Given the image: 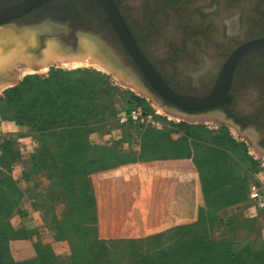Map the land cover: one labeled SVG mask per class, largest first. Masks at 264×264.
Returning <instances> with one entry per match:
<instances>
[{"label": "rangeland", "instance_id": "obj_1", "mask_svg": "<svg viewBox=\"0 0 264 264\" xmlns=\"http://www.w3.org/2000/svg\"><path fill=\"white\" fill-rule=\"evenodd\" d=\"M44 28L19 29L44 31ZM47 41L44 40L42 45ZM91 65L54 63L43 71L30 73L24 72L26 65H19L16 80L0 91V110L4 105L1 101L8 100V90L32 83L34 79L51 80L55 74L62 76L63 86H69L77 78H88L85 74L65 75L78 71L95 72L107 79L114 91H110L113 100L106 103L110 111H114L112 117L115 118H109V111L107 128L90 136L93 144L108 149L109 161L113 163L92 176L98 205L99 238L127 241L124 246L133 245L126 250L127 254L137 252L142 255L141 264H169L171 257L156 246L164 244L168 236L182 226L196 222L200 212L206 215L213 212L223 221V231L236 252L259 250L264 244V208L252 201L250 192L253 187L264 191V153L253 140L221 122L223 119L217 114L187 117L181 111L161 105L123 70L127 75L121 79ZM53 85L57 84L53 82ZM131 101L136 102V109L144 113V122L121 123L120 117L128 113ZM1 121L0 114V124ZM19 128L18 133L0 130L8 143L6 157H1L0 151V168L11 169L13 176L20 170L29 172L31 164L24 161H29L38 146L37 133L29 128ZM11 148L20 157L14 163L9 160ZM132 157L137 159L131 161ZM123 161L128 163L123 165ZM32 198L38 202L37 213L29 214L26 211H31V207L22 204L26 216L19 214L12 220L13 228L28 230L30 238L8 241L3 245V251L13 263L25 264L38 258L41 247L51 255H47L49 258L56 260L54 264H70L72 238L61 239L57 232L67 207L66 200L59 199L55 185L39 175L24 200L33 201ZM206 203L221 207L207 210ZM45 211L49 212L47 216H44ZM180 216L194 220L184 222L177 218ZM122 255L123 252L115 257L120 260Z\"/></svg>", "mask_w": 264, "mask_h": 264}, {"label": "trees", "instance_id": "obj_2", "mask_svg": "<svg viewBox=\"0 0 264 264\" xmlns=\"http://www.w3.org/2000/svg\"><path fill=\"white\" fill-rule=\"evenodd\" d=\"M81 74L89 76L86 79L77 78L69 86H63L62 76L54 74V79H34L31 80L32 83L27 82L8 90V100L1 101L4 105L0 114L3 121L14 122L21 128H29L37 133L38 146L35 153L29 156V161H24L25 164H31L29 172L24 170L22 174L32 182L37 180L38 175L50 180L55 185L58 198L66 200L67 207L58 223L57 232L61 239L67 236L72 238L69 263L141 264L142 255H137V252L127 254L126 250L133 246H124L125 243L128 244L127 241H104L99 238L98 205L92 176L103 172L113 163L109 161L108 149L93 144L90 136L107 128V115L111 109L106 102L113 100L110 91L114 89L104 76L95 72L78 71L65 75ZM53 82L57 84L55 87ZM43 85L49 87L44 88ZM128 105V110L137 108L134 101ZM109 114L110 119L115 118L112 117L114 111ZM6 146L8 143L3 140L0 146L1 157L7 155ZM11 150L12 148L9 152ZM19 159V155L11 151V163ZM131 159L134 161L137 157ZM126 163L128 161H123L122 164ZM0 169V264H15L7 252L3 251V245L8 241L30 238L28 230L16 231L12 220L19 214L26 216L21 206L32 188L25 194L12 170L2 166ZM202 178L207 181L206 177ZM36 184L38 185L37 182ZM35 199L33 201L38 206ZM214 208L212 204L206 203L207 210ZM48 214V211L44 212V216ZM223 226V221L215 213L206 215L200 212L196 222L182 226L156 248L171 257L169 264H264V244L259 250L243 249L236 252L227 240ZM151 241L152 239L148 244ZM121 252L124 255L119 260L115 256ZM47 255L50 254L40 247L38 258L25 264H54L56 260ZM113 257L115 260H112Z\"/></svg>", "mask_w": 264, "mask_h": 264}, {"label": "flooded vegetation", "instance_id": "obj_3", "mask_svg": "<svg viewBox=\"0 0 264 264\" xmlns=\"http://www.w3.org/2000/svg\"><path fill=\"white\" fill-rule=\"evenodd\" d=\"M24 1L0 0V10ZM113 2L143 54L173 90L207 96L229 75L228 93L217 106L181 112L187 117L217 114L221 122L249 136L264 153V48L241 55L242 46L264 39V0ZM11 26L49 28L68 42L84 34L116 52L122 65L145 82L138 66L118 46L109 18L95 0L55 1L32 10ZM118 47L122 53L117 52Z\"/></svg>", "mask_w": 264, "mask_h": 264}, {"label": "water", "instance_id": "obj_4", "mask_svg": "<svg viewBox=\"0 0 264 264\" xmlns=\"http://www.w3.org/2000/svg\"><path fill=\"white\" fill-rule=\"evenodd\" d=\"M59 0H25L23 3L16 7L0 10V27L11 25L14 21L23 17L27 13L41 6L48 5L52 2ZM97 1L105 10L110 23L112 25L113 31L119 42L118 46L122 47L125 52L132 58L135 64L141 71L142 77L145 82L141 80L140 76L135 73L132 69L125 68L119 59L116 57V52L111 51L105 44L95 41L100 49L103 50L110 58L114 60L116 66L123 70L125 73H129L140 85L141 87L153 97L159 99V103L163 106L170 107L177 111L185 112H202L207 111L215 106H217L223 98L228 93L230 86L229 75H224L222 80L213 89V91L207 95H188L178 91L173 90L169 84L164 80L161 74L156 70L153 64L147 59L143 54L138 44L136 43L130 29L125 22V19L121 15L117 6L114 4L113 0H95ZM41 32V38L50 39L56 38L61 42V45L65 48H69L71 53L79 54L81 52L80 48V37L84 36L81 34L78 39L73 42H66L61 36L53 33L49 28H44ZM50 32V33H49ZM91 40V39H90ZM118 47L119 53L121 48ZM264 48V39H259L257 41L246 44L241 47V55L252 53L253 51Z\"/></svg>", "mask_w": 264, "mask_h": 264}, {"label": "bare ground", "instance_id": "obj_5", "mask_svg": "<svg viewBox=\"0 0 264 264\" xmlns=\"http://www.w3.org/2000/svg\"><path fill=\"white\" fill-rule=\"evenodd\" d=\"M44 40L38 30H21L11 25L0 27V91L16 80L18 66L22 64L26 65L24 72L28 73L43 71L54 63H64L74 66L93 64L94 66H91H98L120 78L127 75L117 68L112 58L109 56L108 58L107 54L101 52L96 42L85 35L80 37L81 52L79 54L71 53V50L63 47L56 38H48L43 46ZM131 81L137 85L135 80L131 79Z\"/></svg>", "mask_w": 264, "mask_h": 264}, {"label": "crops", "instance_id": "obj_6", "mask_svg": "<svg viewBox=\"0 0 264 264\" xmlns=\"http://www.w3.org/2000/svg\"><path fill=\"white\" fill-rule=\"evenodd\" d=\"M0 130H4V132H9V133H18L21 129L18 126H16L14 122H3V121H1ZM22 172H23V170H20L19 172H17L14 175V177H15L16 181L18 182L21 190L26 194L32 188V180L29 178H25L23 176ZM24 204H27V205H29V207H31V211H26V212H28L29 214H31L32 212L37 213L38 206H36L37 204H35L34 201H28L25 199L23 202V205ZM177 218L184 220V222H192L194 220L193 217L184 218V217L180 216ZM188 220H191V221H188Z\"/></svg>", "mask_w": 264, "mask_h": 264}, {"label": "built area", "instance_id": "obj_7", "mask_svg": "<svg viewBox=\"0 0 264 264\" xmlns=\"http://www.w3.org/2000/svg\"><path fill=\"white\" fill-rule=\"evenodd\" d=\"M144 113L139 109L129 110L128 113L121 115L120 121L122 124L135 123V122H144ZM4 140V134L0 131V146ZM250 198L258 206L264 208V191L258 190L256 187H253L250 192Z\"/></svg>", "mask_w": 264, "mask_h": 264}]
</instances>
